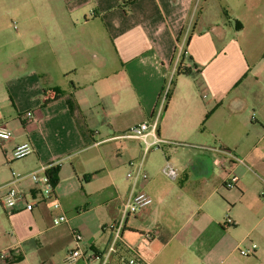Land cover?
Listing matches in <instances>:
<instances>
[{"label": "crops", "instance_id": "obj_1", "mask_svg": "<svg viewBox=\"0 0 264 264\" xmlns=\"http://www.w3.org/2000/svg\"><path fill=\"white\" fill-rule=\"evenodd\" d=\"M124 1L44 5L39 38L24 45L26 28L13 42L21 46L0 52V127L13 135L0 139V192L15 171L14 186L36 204L1 207L12 232L2 249L11 256L0 260L36 264L32 248L62 254H43L39 264L66 263L78 246L101 253L107 226L140 191L149 200L126 215L108 264L132 251L149 264H264V0ZM169 82L158 123L165 142L144 154L141 140L121 135L154 116ZM23 141L33 150L15 159ZM167 160L176 178L163 171ZM41 165L58 169L60 210L27 176ZM138 168L148 177L134 182L127 173ZM61 212L68 221L55 225Z\"/></svg>", "mask_w": 264, "mask_h": 264}, {"label": "built area", "instance_id": "obj_2", "mask_svg": "<svg viewBox=\"0 0 264 264\" xmlns=\"http://www.w3.org/2000/svg\"><path fill=\"white\" fill-rule=\"evenodd\" d=\"M178 54L181 55L183 46H178ZM170 89V82L163 90L160 101L156 107L154 116L150 120H145L139 124L133 125L129 130L124 132L121 136L128 138H135L141 140L144 144V154L149 152L154 148H158L161 146L165 140L161 139L158 134V123L159 117L164 109L166 104L168 94ZM27 116L30 120H36V116L33 111H28ZM12 131L5 127H0V139L7 140L12 138ZM152 137V140H151ZM172 145L181 144L180 142L168 141ZM33 150L32 144L29 141H23L18 144L13 149V156L15 159H21L30 154ZM232 158L233 162L245 164V160L241 156H237L235 154H229ZM218 163H223L222 160H218ZM49 169V165H41L39 168L32 170L27 173L36 184L40 186V191L43 193V197L45 199L52 200L54 210H60L61 205L60 202L55 198L54 194V185L52 184L50 177L47 173ZM163 171L171 178H176L178 175V171L176 167L167 160ZM13 179L7 183L8 189L5 193L0 192V206L7 209L8 212L12 213L16 211V205L20 200H25V208L27 210H32L35 207V202L27 201L26 197L23 193L14 186V182L22 177L21 173L12 171ZM129 178L134 179L136 182L139 178L146 179L148 174L144 172L141 168H138L136 171H129L127 173ZM236 177H231L228 181L225 182V185L229 188L235 186ZM2 186H0L1 189ZM262 198H264V190L262 191ZM149 200V195L145 192H133L130 197L124 202L122 207V217L120 220L110 223L107 227L111 230L112 238L107 246L106 250L101 253L93 252L87 254L80 246L75 247L70 250L68 253L66 261L69 263H73L80 259H86L89 262L98 259L99 264H108L114 254H116L119 250L121 244H123L122 232L124 229V221L125 217L128 213H135L139 210V208L145 204ZM68 221V216L61 212L60 214L54 217V224L59 225ZM232 220L229 218L228 222ZM76 240L79 242L82 239V235L74 232ZM256 248V244H252V250ZM248 249H240V253L244 256L250 255L252 252ZM0 256L4 261H7L11 254L7 250H0ZM121 264H149L143 258H141L135 251H132L130 256L122 258Z\"/></svg>", "mask_w": 264, "mask_h": 264}, {"label": "rangeland", "instance_id": "obj_3", "mask_svg": "<svg viewBox=\"0 0 264 264\" xmlns=\"http://www.w3.org/2000/svg\"><path fill=\"white\" fill-rule=\"evenodd\" d=\"M61 4H62L61 0H0V23H2V26L5 28L3 30L4 32L3 35H1L0 37V44H1L0 52L2 54L4 52L9 53L13 51L14 47L17 48L21 46L20 45L21 43L15 46L13 42L16 39L15 38L16 34L24 33L26 28L28 33H32V36L29 39L27 38V40H25L24 45L26 41H28L27 45L31 42H35L39 38V34L41 33L40 28L42 27L41 25L42 14L39 15V11L41 10V7H43L44 5L60 6ZM170 90L171 88L169 89V91ZM0 152H2L1 146H0ZM8 216L11 215L6 214V212L0 206V249L1 250L5 249V245L8 243L9 238L11 237L12 228L9 225L7 219ZM53 251L57 252L56 256L58 259L62 258L61 252H59L57 249L56 250L49 249L48 252L51 253ZM48 252L44 251L43 249L35 250L34 248H32L31 256L34 257L35 259L33 261L38 262L36 264H39V261L37 260L39 256L41 257L43 254H48ZM1 263L7 264V262L5 263L0 260V264ZM68 263L69 262L67 261L66 263H64L63 261H59L57 264H68Z\"/></svg>", "mask_w": 264, "mask_h": 264}, {"label": "trees", "instance_id": "obj_4", "mask_svg": "<svg viewBox=\"0 0 264 264\" xmlns=\"http://www.w3.org/2000/svg\"><path fill=\"white\" fill-rule=\"evenodd\" d=\"M120 1H122V3H124L125 5L129 3V2H125L124 0H120ZM47 173H48V175L50 177V180H51V182H52V184L54 185V188H55V186L59 182V178H58V175H57V173H58L57 167H51V168H49L48 171H47Z\"/></svg>", "mask_w": 264, "mask_h": 264}]
</instances>
